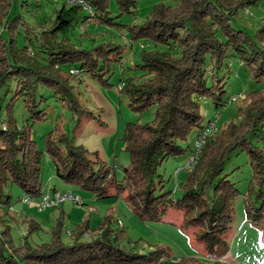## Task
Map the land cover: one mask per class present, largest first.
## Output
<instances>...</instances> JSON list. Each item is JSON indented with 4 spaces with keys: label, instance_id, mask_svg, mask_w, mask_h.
Here are the masks:
<instances>
[{
    "label": "trees",
    "instance_id": "obj_1",
    "mask_svg": "<svg viewBox=\"0 0 264 264\" xmlns=\"http://www.w3.org/2000/svg\"><path fill=\"white\" fill-rule=\"evenodd\" d=\"M82 1L92 14L67 0L48 16L42 5L33 4L36 10H28L27 0H0V116L5 115L0 117V202L10 204L11 196H3L10 182L32 198L42 197V152L32 138V125H18L15 108L19 100H24L33 123L46 119V113L38 110L39 86L68 98L80 117L89 114L76 100L68 71L79 69L109 86L107 75L112 66L122 63L123 48L113 42L96 45L85 34L84 39L93 46L81 48L73 44L71 34L82 23L126 28L132 44L149 41L166 49L141 52L135 70L150 78L137 83L130 77L121 88L134 111L156 108V117L152 123L127 124L123 141L130 164L123 167L121 180L98 153L70 145L67 135L59 139L68 145L67 152L50 140L46 142L57 174L66 183L95 193L98 201L113 198L112 192L116 196L125 193L133 213L142 221H163L170 208L181 211L182 228L197 235L214 264H226L232 205L240 192L222 176L236 152L248 154L253 179L260 186L256 203L246 205L248 218L255 223L264 221V153L250 140L264 138V90L247 95L250 103L240 108L239 123H229L220 135L206 138L181 197L174 196L175 189L165 190L159 171L170 158L184 156L187 149L182 144L194 129H199L198 138L206 129L196 99L213 97L215 108L229 105L230 101H222L225 77H218V72L229 67L230 57L238 55L252 79L264 83V22L257 39L231 24L240 12L261 0H172L173 6L161 2L154 5L142 25L118 23L133 16L142 0ZM105 224L109 226L110 221ZM28 225L29 235L40 229L37 223ZM104 227L83 241L81 236L89 232L84 226L85 231L80 230L73 243L65 245L58 225L52 244L33 246L28 241L16 249L8 228L0 237V264H163V259L179 264L169 262L161 249L147 255L127 249L122 245L124 232L104 231Z\"/></svg>",
    "mask_w": 264,
    "mask_h": 264
},
{
    "label": "rangeland",
    "instance_id": "obj_2",
    "mask_svg": "<svg viewBox=\"0 0 264 264\" xmlns=\"http://www.w3.org/2000/svg\"><path fill=\"white\" fill-rule=\"evenodd\" d=\"M18 1V0H17ZM22 1V0H19ZM30 2L28 10L34 9V5H42L44 13L48 16L52 9L60 7L66 0H27ZM54 3H52V2ZM164 2L166 5H174L172 0H142L137 12L133 16H126L118 23L141 24L146 20L154 5ZM34 4V5H33ZM52 4V5H51ZM54 4V5H53ZM116 6L112 3V12L116 14ZM20 14L26 15L24 10ZM28 16V13H27ZM264 22V0L258 5L251 6L240 12L231 20L232 26L237 30L248 33L253 39H257L259 29ZM2 26L0 25V31ZM90 35L94 43L113 42L123 49L122 63L112 66L110 85H101L100 82L82 72L81 77L71 74V85L74 95L81 107L89 114L80 117L72 108L68 98L62 99L55 93L39 86L36 92L38 110L46 113L45 121L33 123L24 100L21 99L15 108V118L19 127L29 123L32 125V138L38 149L42 152V197L50 194L53 190L72 193L81 198L84 205H78L68 200L58 207L45 211L39 210L40 198H31L29 204L23 203L28 195L16 184L5 186L4 195H10V204L0 202V237L8 228H11L14 239L13 248H21L28 241L33 245H50L54 240V232L61 225L60 239L65 245L74 241V236L85 231L84 226L89 227V232L82 235L83 241L91 239L92 234L104 231L124 232L125 240L122 245L141 255L150 254L156 250H164L169 262L179 264H214L210 260L204 245L198 241L193 231L182 228L184 215L177 209L170 208L163 221H142L138 218L127 203L125 196L121 194L98 201L97 195L76 185L68 184L61 179L56 171L55 161L48 152L47 140L58 145L67 152L68 145L59 142L62 135L69 137L70 145L83 146L89 152L98 153L108 169L116 172V178H123V167L130 164V154L125 151L123 141L124 131L128 123L147 124L152 123L156 117V108H151L139 113L130 106V98L121 91L123 82L130 77L135 78L137 83L150 78L144 72L136 71L135 65L140 63L139 54L143 51H154L159 48L152 42H139L132 44L126 28L95 26L94 24H81L71 34L73 44L78 47L92 48L93 42L84 39L83 35ZM120 54V55H121ZM178 56V55H177ZM229 67L218 72V77H225V88L222 97L223 103H228L233 97L242 94V98L225 107L215 108L213 97H200V115L202 127H208L211 121H217V130L211 136L220 135L229 123L240 122V108L249 105L248 94L253 91L264 90V83L255 82L248 68L238 55L227 60ZM211 75V72L209 71ZM211 85V82H210ZM15 89V86L13 87ZM13 97L11 93L8 101ZM218 116V117H217ZM5 118L4 113L0 116ZM198 131L194 129L185 143L186 153L182 157H173L164 163L159 175L164 180L166 191H176L175 197H181L183 187L188 180V166L191 160L196 158V153H201L203 146L198 148ZM208 138V137H207ZM251 142L264 153V138L259 140L251 137ZM206 141V140H205ZM196 163L194 160L193 165ZM192 165V166H193ZM254 170L247 153L236 152L227 162L222 178H226L239 190L240 194L234 198V217L228 235L230 250L224 262L226 264H264V221L255 223L248 218L246 212L247 203L255 204L260 186L253 179ZM264 191V186L263 190ZM41 197V198H42ZM264 219V218H263ZM28 222L40 225V229L29 235ZM82 227V228H81ZM163 264L167 259H163Z\"/></svg>",
    "mask_w": 264,
    "mask_h": 264
},
{
    "label": "built area",
    "instance_id": "obj_3",
    "mask_svg": "<svg viewBox=\"0 0 264 264\" xmlns=\"http://www.w3.org/2000/svg\"><path fill=\"white\" fill-rule=\"evenodd\" d=\"M67 1L70 3L76 4L78 6H81L85 10V12H88L90 14L93 13L92 9L86 5L85 1H82V0H67ZM70 72H71V74L76 75L78 77L82 76L81 71L79 69H72V70H70ZM242 97H243L242 94L233 97L230 100L229 104L234 103L235 101H237L238 99H240ZM216 125H217V121H211L208 124V127H206V129L204 130V132H202V135L199 136L197 151H199V148L202 147V145L204 144L207 137H210L214 132L216 133V130H217ZM194 160H195V158L191 160V163L188 166V170H190L192 168ZM40 199L41 200H40L39 206H38L40 211H45V210H48L50 208L58 207L68 200H71L78 205H84V202L81 200V198L74 196L72 193L63 194V193L58 192V191H53L50 194L45 195ZM30 202H31V198L29 196H27L23 199V203H25V204H29Z\"/></svg>",
    "mask_w": 264,
    "mask_h": 264
}]
</instances>
